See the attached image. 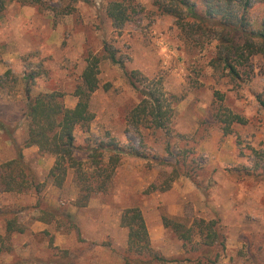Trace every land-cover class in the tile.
Listing matches in <instances>:
<instances>
[{"label": "rangeland", "instance_id": "rangeland-1", "mask_svg": "<svg viewBox=\"0 0 264 264\" xmlns=\"http://www.w3.org/2000/svg\"><path fill=\"white\" fill-rule=\"evenodd\" d=\"M37 1L15 0L0 12V264H142L119 224L130 207L141 210L151 248L165 264H264V58L250 59L233 82L211 66L216 41L187 35L152 0H137L143 11L121 30L106 15L113 0ZM250 15L264 19V0ZM104 45L119 64L104 59ZM89 56L100 57L89 100L94 119L75 129V157L93 173L87 146L112 143L102 161L119 162L106 191L78 208L75 173L68 170L56 188L48 178L54 157L21 148L24 79L33 77L31 96L56 92L72 108ZM155 89L171 108L164 129L130 118L140 91ZM225 113L246 122L231 123L223 135ZM130 149L143 158L127 155ZM12 160L19 165L6 166ZM162 217L189 230L188 239L164 228ZM199 220L214 221L219 235L208 250L193 226ZM8 222L23 231L7 235Z\"/></svg>", "mask_w": 264, "mask_h": 264}, {"label": "trees", "instance_id": "trees-1", "mask_svg": "<svg viewBox=\"0 0 264 264\" xmlns=\"http://www.w3.org/2000/svg\"><path fill=\"white\" fill-rule=\"evenodd\" d=\"M13 1L15 0H0V12ZM152 1L158 12L173 17L177 26L187 35L205 34L209 39L216 41V53L211 60V66L226 72V76L231 81L239 80L242 68L249 64L250 59L264 58V19L258 22L250 15V10L257 0ZM19 2L26 5L39 1L19 0ZM142 11L143 8L137 0H113L106 7V15L111 20L113 28L117 30H121ZM103 56L112 64H119L114 51L106 45L103 48ZM99 62L100 57L97 56H89L86 59L81 82L73 92L77 101L72 108L66 107L62 100L63 95L56 92L31 96L30 84L33 77L24 79L26 100L24 109L28 127L21 148L36 147L40 154H50L54 157L48 178L56 188L63 187L68 170L75 173L79 196L74 204L78 208L86 207L93 195L106 191L119 162L115 156H109L106 163L102 161L103 152L108 151L112 143H102L97 147L87 146L88 158L91 159V165L94 168L93 173L87 174L83 162L75 157L77 147L74 131L77 127L87 129L94 119V114L89 107V100L98 88ZM5 75L10 76L11 73L7 72ZM124 75L131 86L135 88L132 74L124 72ZM140 93H142L143 99L132 111L131 122L138 124L144 121L155 129H164L165 120L171 112L169 105H166L165 94L160 89L142 90ZM259 103L264 109V102L259 100ZM223 117L222 122L225 123L222 129L223 135L231 133L229 127L231 123L245 124L246 122L244 118L232 113H225ZM127 155L143 158L142 153L133 149H130ZM21 157L19 152L18 159L21 160ZM12 164L19 165V162L12 160L6 163V166ZM164 166L169 167L173 174L177 173L174 167L168 164ZM38 188L35 186V190ZM168 188L169 185L166 189ZM39 220L47 222L48 219L42 217ZM162 223L164 228L171 229L179 238L188 239L189 230L181 231L180 223L167 217H162ZM119 224L127 229L128 251L142 257L140 259L142 264H152L153 262L165 264L168 262L151 248L147 226L138 207L124 209L120 215ZM193 226L199 229L205 249L213 248L219 242L214 221L199 220L195 221ZM5 231L9 235L12 232L20 233L23 229L16 226L15 222H8ZM196 264H202V262L198 260Z\"/></svg>", "mask_w": 264, "mask_h": 264}]
</instances>
